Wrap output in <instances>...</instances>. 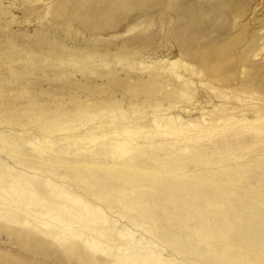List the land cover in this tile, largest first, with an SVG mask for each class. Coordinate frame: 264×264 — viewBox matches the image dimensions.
<instances>
[{"label":"rangeland","instance_id":"rangeland-1","mask_svg":"<svg viewBox=\"0 0 264 264\" xmlns=\"http://www.w3.org/2000/svg\"><path fill=\"white\" fill-rule=\"evenodd\" d=\"M0 264H264V0H0Z\"/></svg>","mask_w":264,"mask_h":264}]
</instances>
